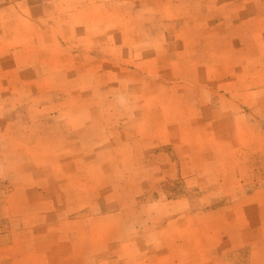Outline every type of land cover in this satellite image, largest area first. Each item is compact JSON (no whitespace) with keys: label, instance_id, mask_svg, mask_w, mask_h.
<instances>
[{"label":"rangeland","instance_id":"rangeland-1","mask_svg":"<svg viewBox=\"0 0 264 264\" xmlns=\"http://www.w3.org/2000/svg\"><path fill=\"white\" fill-rule=\"evenodd\" d=\"M263 19L264 0H0V133L24 135L6 146L27 147L42 216L31 264H264L262 126L234 152L209 97L247 33L259 58Z\"/></svg>","mask_w":264,"mask_h":264},{"label":"crops","instance_id":"crops-1","mask_svg":"<svg viewBox=\"0 0 264 264\" xmlns=\"http://www.w3.org/2000/svg\"><path fill=\"white\" fill-rule=\"evenodd\" d=\"M251 37L249 33L244 37L246 44L241 51L245 50V53H241V56L237 58L235 70L230 75V90L221 94L222 89L215 88L209 97L218 100L214 104L215 109L228 107L231 110L229 118L230 140L235 141V145L232 147L235 148L234 152L245 148L246 155L250 156V153L252 154L254 150H257L259 146L256 141L259 140V136L255 135L252 127L256 124L262 126L260 149L262 166L264 167V31L261 36L262 42H260L262 52L258 59H254L251 55V51L254 49L252 43L254 42L250 46L247 43V39H252ZM227 94L228 96H226ZM16 136L0 133V264H31L30 246L24 241V237L30 231L25 224L30 220L42 219L39 213L36 214L37 216L34 215L35 213L30 214L31 204H33L29 194L31 190L30 153L24 151L27 147L18 146L17 143V149L7 148L11 143L9 140L16 142L24 139L22 133L16 134ZM4 144L5 146H3ZM34 170V174L46 172L40 167L34 168ZM13 195L18 196L15 201ZM38 203L43 204L45 202L40 201ZM15 206L16 212L14 211ZM13 222L19 223L21 228H13ZM63 236L66 237L67 234Z\"/></svg>","mask_w":264,"mask_h":264}]
</instances>
